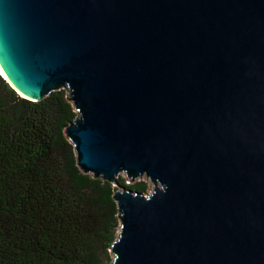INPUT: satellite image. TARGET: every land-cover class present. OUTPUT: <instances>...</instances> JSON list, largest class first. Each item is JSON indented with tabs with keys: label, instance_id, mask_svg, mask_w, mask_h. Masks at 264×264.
<instances>
[{
	"label": "water",
	"instance_id": "1",
	"mask_svg": "<svg viewBox=\"0 0 264 264\" xmlns=\"http://www.w3.org/2000/svg\"><path fill=\"white\" fill-rule=\"evenodd\" d=\"M0 69L67 92L76 165L113 187L109 264H264V0H0Z\"/></svg>",
	"mask_w": 264,
	"mask_h": 264
},
{
	"label": "trees",
	"instance_id": "2",
	"mask_svg": "<svg viewBox=\"0 0 264 264\" xmlns=\"http://www.w3.org/2000/svg\"><path fill=\"white\" fill-rule=\"evenodd\" d=\"M65 90L27 101L0 75V264H109L117 238L110 183L76 165ZM118 186L144 194V181Z\"/></svg>",
	"mask_w": 264,
	"mask_h": 264
},
{
	"label": "rangeland",
	"instance_id": "3",
	"mask_svg": "<svg viewBox=\"0 0 264 264\" xmlns=\"http://www.w3.org/2000/svg\"><path fill=\"white\" fill-rule=\"evenodd\" d=\"M121 177H124V176H122V175H120L119 177H118V179L119 178H121ZM137 181H144L145 183H146V185H147V189L145 190V192H144V194H150L151 192H152V190H153V185L150 183V181L148 180V179H146V178H141V179H138V180H136L135 182H137ZM134 182V181H133ZM133 182H128V181H126V183H133ZM134 182V183H135ZM117 234H118V232L117 231H115V236H117ZM108 254H109V256H110V259H111V257H113V254L111 253V251H110V249H108Z\"/></svg>",
	"mask_w": 264,
	"mask_h": 264
},
{
	"label": "bare ground",
	"instance_id": "4",
	"mask_svg": "<svg viewBox=\"0 0 264 264\" xmlns=\"http://www.w3.org/2000/svg\"><path fill=\"white\" fill-rule=\"evenodd\" d=\"M0 75L4 77L3 72L1 71V69H0Z\"/></svg>",
	"mask_w": 264,
	"mask_h": 264
}]
</instances>
